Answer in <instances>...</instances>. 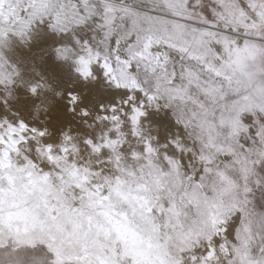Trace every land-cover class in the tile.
I'll list each match as a JSON object with an SVG mask.
<instances>
[{
	"label": "snow or ice",
	"instance_id": "1",
	"mask_svg": "<svg viewBox=\"0 0 264 264\" xmlns=\"http://www.w3.org/2000/svg\"><path fill=\"white\" fill-rule=\"evenodd\" d=\"M0 264H264V0H0Z\"/></svg>",
	"mask_w": 264,
	"mask_h": 264
}]
</instances>
